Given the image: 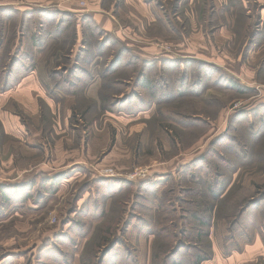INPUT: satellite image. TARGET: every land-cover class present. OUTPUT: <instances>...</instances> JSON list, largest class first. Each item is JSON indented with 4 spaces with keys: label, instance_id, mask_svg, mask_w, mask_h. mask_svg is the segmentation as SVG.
Returning <instances> with one entry per match:
<instances>
[{
    "label": "rangeland",
    "instance_id": "rangeland-1",
    "mask_svg": "<svg viewBox=\"0 0 264 264\" xmlns=\"http://www.w3.org/2000/svg\"><path fill=\"white\" fill-rule=\"evenodd\" d=\"M103 2L108 32L92 19ZM68 3L37 58L33 18L19 31V8L36 7L0 0V61L20 33L18 69L48 84L2 92L0 73V264H94L90 244L122 209L101 264H264V0Z\"/></svg>",
    "mask_w": 264,
    "mask_h": 264
},
{
    "label": "crops",
    "instance_id": "crops-1",
    "mask_svg": "<svg viewBox=\"0 0 264 264\" xmlns=\"http://www.w3.org/2000/svg\"><path fill=\"white\" fill-rule=\"evenodd\" d=\"M31 2L33 3L32 6L36 7V10H33L32 8H29V7H23V8H19L20 12H22V10L24 9V13L27 14V16H24L22 15L21 16V19H20V23L21 21H24L26 20V18H33L31 20V23L34 24L32 27H31V30L33 33H37V36L34 37V40L32 41V45H33V48H34V51H35V56H38L37 58H39L40 56H44L46 55L49 50L52 48V50H55V43L58 42L59 40V35L62 33V30L64 28V21H62V29H61V32H59L58 36L55 34L56 32L53 31L52 35L53 36H57V37H48L46 39V41L44 40V35H45V32L46 30H48L49 28H51V26H53V28H55L56 24H57V21L59 20V18L57 16H54L53 13H60L61 15H64L65 12H68L67 10H71V7H72V4L71 3H68L69 0H31ZM28 4V3H27ZM105 3L103 2L102 4L100 3L98 6H96L97 8H93L92 9V12H93V15H92V19L95 21V23L104 31H110L111 28H112V21L110 20V18L108 17L107 14H104L103 13V10H102V7ZM58 8L61 9V11H58V10H51V9H54L56 8V6ZM102 5V6H101ZM45 11L44 13H42L41 15L40 14H33L35 13L36 11ZM64 11V12H63ZM91 11V9H90ZM70 12V11H69ZM48 15V16H47ZM42 16L43 20L41 19L40 20V17ZM26 17V18H25ZM45 17H48V18H45ZM25 18V19H24ZM45 18V20H44ZM34 20V21H33ZM22 25H23V22H22ZM22 25H19V31L22 29ZM24 26V25H23ZM28 26V25H26ZM36 32H35V31ZM27 32L29 31L26 30ZM0 40L2 38V33L4 32V30L2 29V26L0 28ZM47 36H50L48 35L47 33ZM63 36V35H62ZM61 36V37H62ZM15 38L18 39V46L16 47L15 51L13 52L12 55H15L17 58L19 55H21L23 52H24V45H25V40L23 41V36L22 34L19 33V36L16 34L15 35ZM33 37H31L30 39L32 40ZM57 38V39H56ZM40 43H46L45 44V47L42 45L39 46ZM38 45V46H37ZM2 43L0 42V49H1V52H2ZM1 55V53H0ZM53 55V54H52ZM60 57V56H59ZM36 58V59H37ZM56 58V57H55ZM58 58V57H57ZM34 64V63H33ZM22 69H18V66L17 68L14 69L13 72H11L10 74V78L8 79V82H11V80L13 79L14 80V77L15 76H21L20 74H22ZM28 73V72H27ZM27 73H23L22 74V77H20L17 82H16V85L14 84L12 87H7V89H5V91H11L13 90V88L16 86L15 90L16 91H22V92H26V93H32V92H35V91H38L39 90V86L40 88H42L44 85H48V84H42L40 82L39 79L36 78V74H37V70H32L31 72H29L28 74ZM33 79H36L37 81V85L34 84V80ZM8 82H7V86H8ZM18 85V86H17ZM134 226H131L132 228L130 229L131 231V234H137L135 236L136 238V241H137V245H142L144 246L145 245V242H147L146 240L149 241V238L146 237L147 235L145 234V231H137L135 232V228L136 225L134 223H132ZM151 227L150 225H144V226H141V228H143L144 230L147 228ZM77 259H74V262L72 264H77L76 263Z\"/></svg>",
    "mask_w": 264,
    "mask_h": 264
},
{
    "label": "trees",
    "instance_id": "trees-1",
    "mask_svg": "<svg viewBox=\"0 0 264 264\" xmlns=\"http://www.w3.org/2000/svg\"><path fill=\"white\" fill-rule=\"evenodd\" d=\"M53 15L56 16L58 14L54 13ZM41 18H42V16L40 17V20H41ZM45 18H48V17H45ZM45 18H44V20H45ZM42 20H43V18H42ZM22 22H23V25H27L24 21H21L20 25H22ZM23 25H22V27H23ZM61 29H62V19H59L57 21L56 26H55V32H56L55 34L59 35L58 33L61 32ZM11 36L13 37V39L15 38L14 34L11 35ZM82 44H83V46L86 47L85 40L82 42ZM84 49L82 48V50L80 51L81 54H85L87 49L86 50H84ZM81 56L82 55H80V53H79L77 55L75 61L77 62L79 60V58H81ZM4 58L7 59V63L4 66H1V63H2ZM64 60H66V56H64ZM18 63H19L18 59L16 58L15 55H11L10 51H8V55L7 56L3 55V58L0 61V73H2V75H5V78H4L3 83H2V86H3V91L2 92H6L5 89H7V82H8V79L10 78L9 76H10L11 72H13L14 69L17 67ZM76 69H77V66L71 68L68 71V73H71V71L76 70ZM121 184H123V183L121 182ZM224 198L225 197H223V199ZM261 200H262V198L260 199V201ZM223 201H225V200H222L220 202V207L221 208H222L221 204H224ZM248 204L250 205L251 203H247V205ZM220 207H218V214L221 215L222 210H221ZM247 207H245V208H247ZM189 213H190L189 217L192 220L197 221V222L199 221L200 218L198 216H196L195 213H191V212H189ZM236 213L238 214V211ZM123 214H124V210L122 209V211L120 212V216H119V218L116 221V224H117L116 226L117 227L112 228L111 226H109L108 228H105V230L104 229L101 230L100 231L101 235L99 237H97L96 239H94V242L92 244H90L91 248L93 250V258H95V260H96V262L94 264H101L102 260L108 255V253H110L111 250H115V249L119 248V246H121L120 238H118L116 236V231L118 230L119 224L122 223V221H123ZM181 234H183V233H181ZM181 247H183V246H180V244L177 243L174 246V248L171 250V253L169 255H174V254L178 253ZM162 256H163V263L167 264L168 253L164 252ZM157 260H158V256H157L156 252H154L153 259H152V264H155ZM204 260L205 259H203V258L197 257V258H195V260L193 261L192 264H202L204 262Z\"/></svg>",
    "mask_w": 264,
    "mask_h": 264
},
{
    "label": "built area",
    "instance_id": "built-area-1",
    "mask_svg": "<svg viewBox=\"0 0 264 264\" xmlns=\"http://www.w3.org/2000/svg\"><path fill=\"white\" fill-rule=\"evenodd\" d=\"M80 6L84 7V6H87L88 4L90 3H93L95 2V0H78ZM148 171L147 169H138V170H135L131 175H129L128 179H136V178H145L146 175H147ZM101 175L104 177V178H115L117 177L118 175H116L115 171L113 169H103L101 171Z\"/></svg>",
    "mask_w": 264,
    "mask_h": 264
}]
</instances>
